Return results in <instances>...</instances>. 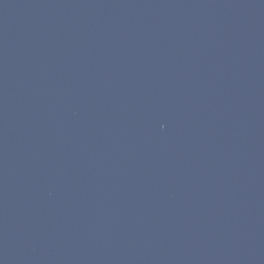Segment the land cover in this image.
Masks as SVG:
<instances>
[{"label":"water","instance_id":"water-1","mask_svg":"<svg viewBox=\"0 0 264 264\" xmlns=\"http://www.w3.org/2000/svg\"><path fill=\"white\" fill-rule=\"evenodd\" d=\"M0 264H264V0H0Z\"/></svg>","mask_w":264,"mask_h":264}]
</instances>
